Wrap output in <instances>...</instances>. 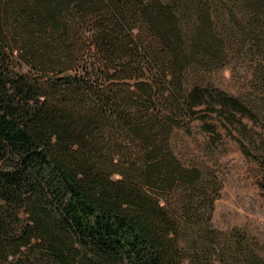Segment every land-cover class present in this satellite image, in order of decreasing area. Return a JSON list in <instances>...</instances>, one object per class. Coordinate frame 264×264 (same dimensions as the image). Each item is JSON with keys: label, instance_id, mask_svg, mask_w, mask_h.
Here are the masks:
<instances>
[{"label": "trees", "instance_id": "16d2710c", "mask_svg": "<svg viewBox=\"0 0 264 264\" xmlns=\"http://www.w3.org/2000/svg\"><path fill=\"white\" fill-rule=\"evenodd\" d=\"M231 52L264 64V0H0V264H264L173 146L246 130L210 82Z\"/></svg>", "mask_w": 264, "mask_h": 264}, {"label": "rangeland", "instance_id": "374dc122", "mask_svg": "<svg viewBox=\"0 0 264 264\" xmlns=\"http://www.w3.org/2000/svg\"><path fill=\"white\" fill-rule=\"evenodd\" d=\"M230 56V64L213 72L210 82L241 97L253 111L243 118L246 130L211 115L195 120L191 134L177 130L173 146L188 167L212 172L222 182L221 197L215 203V227L248 233L264 247V190L262 166L257 161L264 157V64L257 68L252 53H244L240 60L233 52ZM213 262L220 264L217 257Z\"/></svg>", "mask_w": 264, "mask_h": 264}]
</instances>
